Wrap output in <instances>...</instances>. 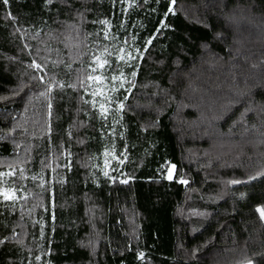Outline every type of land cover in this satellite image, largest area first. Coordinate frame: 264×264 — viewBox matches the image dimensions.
<instances>
[{
	"label": "trees",
	"instance_id": "16d2710c",
	"mask_svg": "<svg viewBox=\"0 0 264 264\" xmlns=\"http://www.w3.org/2000/svg\"><path fill=\"white\" fill-rule=\"evenodd\" d=\"M262 210L264 0H0V264H264Z\"/></svg>",
	"mask_w": 264,
	"mask_h": 264
},
{
	"label": "snow or ice",
	"instance_id": "6c2138e0",
	"mask_svg": "<svg viewBox=\"0 0 264 264\" xmlns=\"http://www.w3.org/2000/svg\"><path fill=\"white\" fill-rule=\"evenodd\" d=\"M3 2H4L5 4H7V3H8V0H3ZM173 3H174V0H173ZM36 67L39 68L40 66H39V65H36ZM262 214H264V210H262Z\"/></svg>",
	"mask_w": 264,
	"mask_h": 264
}]
</instances>
